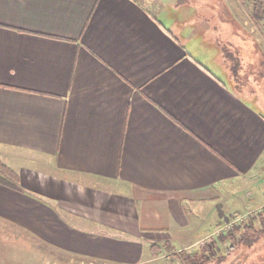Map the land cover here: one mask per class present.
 Masks as SVG:
<instances>
[{
    "label": "crops",
    "instance_id": "obj_1",
    "mask_svg": "<svg viewBox=\"0 0 264 264\" xmlns=\"http://www.w3.org/2000/svg\"><path fill=\"white\" fill-rule=\"evenodd\" d=\"M175 6L0 0V157L20 186L0 184V225L135 264L185 201L264 164V109Z\"/></svg>",
    "mask_w": 264,
    "mask_h": 264
},
{
    "label": "rangeland",
    "instance_id": "obj_2",
    "mask_svg": "<svg viewBox=\"0 0 264 264\" xmlns=\"http://www.w3.org/2000/svg\"><path fill=\"white\" fill-rule=\"evenodd\" d=\"M160 1L187 6L186 17L193 16L195 33L199 31L205 43L217 48L219 63L233 81V89L241 96L255 100L254 103L264 109V20L252 15L249 0ZM187 33L190 32L184 34ZM193 41L203 47L197 37ZM261 159L264 161V154ZM0 160L10 165L6 158L0 157ZM227 185L215 186L208 197L213 199L205 204L185 201V215L174 217L175 225L167 231L144 233L142 238L151 237L149 242L160 243L158 245L166 248L159 250L157 255L155 249L152 252L148 249L145 257L135 264H180V259L172 254L179 250L190 254L191 259L198 260L200 264H264V221L256 216L257 212H264V164L260 168L257 165L233 185ZM249 224H253L257 231L246 236ZM230 230H234L232 234L227 233ZM234 234L245 238H233ZM225 235L230 238H225ZM220 237L224 241L218 240ZM206 256H211L208 262ZM99 262L91 261L92 264H109ZM91 263L88 259L47 247L27 234L0 225V264Z\"/></svg>",
    "mask_w": 264,
    "mask_h": 264
},
{
    "label": "trees",
    "instance_id": "obj_3",
    "mask_svg": "<svg viewBox=\"0 0 264 264\" xmlns=\"http://www.w3.org/2000/svg\"><path fill=\"white\" fill-rule=\"evenodd\" d=\"M249 2L252 4L251 10H252V15L255 18L258 19H263L264 20V0H249ZM0 184L15 188V189H20L19 186V178L17 173L6 163H3L0 160ZM256 216L263 222L264 221V212L261 213V211L256 213ZM247 231L245 232L246 236L254 235L257 231V229L254 228L253 224H249L246 226ZM234 230H230L227 233H233ZM225 233V232H223ZM236 233V232H235ZM224 236V235H223ZM222 237V235H221ZM218 238V240L224 241L223 238ZM230 238L229 236L225 235V238ZM233 238H238L239 240H243L245 237L242 238V236L237 237L236 234L233 235ZM232 238V239H233ZM226 240V239H225ZM247 240V239H246ZM214 243V241H213ZM206 246L210 247L211 245L207 244ZM156 248V247H155ZM164 245H158L157 248L154 250V253L157 255L159 254V250L164 249ZM180 251V250H179ZM173 251V257L176 259H180V264H200V262L194 261V259H191L190 254H187L186 252L184 253L183 251ZM214 253V251H213ZM182 255V257L180 256ZM211 256H206L207 262L210 260Z\"/></svg>",
    "mask_w": 264,
    "mask_h": 264
}]
</instances>
